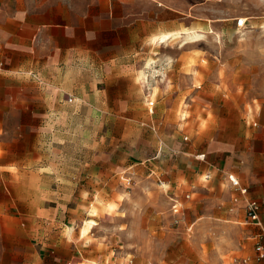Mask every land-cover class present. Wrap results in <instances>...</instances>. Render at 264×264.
<instances>
[{"label": "rangeland", "instance_id": "1", "mask_svg": "<svg viewBox=\"0 0 264 264\" xmlns=\"http://www.w3.org/2000/svg\"><path fill=\"white\" fill-rule=\"evenodd\" d=\"M12 1L8 0V5ZM199 2L201 13L209 15L214 26L192 34L177 33V43L173 37L168 41L171 34L163 42L153 38L151 48L153 55L156 51L163 53L170 69L175 67L176 50L192 51L195 56L185 60V73L196 77L194 87L164 89L169 69L156 70L154 63L146 72L148 60L138 59L135 64L139 84L142 86L144 80L152 82L151 91L145 93L153 94V113L146 102L136 105L145 96L140 99L139 91L128 83L110 89L108 95L109 99L131 95L133 106L129 108L79 106L76 101L69 103L67 95L55 101V95L51 97L57 93L55 89H40L33 80L26 81L31 79L23 74L4 72L11 66L6 63L7 54L0 50V229L6 226L5 220L23 212L32 213L53 203L50 199L57 196L70 198L69 205H77L84 189L78 174L93 162L95 152L103 146L107 162H120L123 148L136 136V128L146 126L157 135L159 148L162 139L174 156L152 158L136 175L130 173V185L124 179L108 188L115 192L113 198L103 194L94 205L90 204V214H98L97 206L112 214L102 216L96 237L116 243L114 249L122 256L123 264L129 260H133L132 264H235L239 256H255V235L260 226L236 214L235 191L229 187L228 176L220 184L214 177L207 180L204 175L200 187L176 191L165 183L168 178L161 173L166 160L171 162L177 154L193 157L189 152L193 145L201 152L216 140L217 132L225 135L220 139L235 143L237 154L230 155L236 159L234 167L239 171L243 167L240 144L249 140L264 156V0ZM64 6L57 5V10ZM238 18L247 19L246 27L237 26ZM196 34L201 36L193 37ZM193 40L197 41L187 43ZM192 66L194 71H189ZM171 73L174 75L173 70ZM99 77L109 78L106 74ZM171 78L181 84L191 82L189 76L179 75L178 71ZM99 86L107 87L109 83ZM71 92L74 96L85 93L79 87ZM162 113L170 115L169 123L165 124ZM33 114L41 116L33 119ZM148 123L156 125V131ZM173 144L184 150L180 147L174 153ZM117 147L118 151L110 154ZM199 156L196 161L205 160ZM250 163L252 178H248L247 185L254 192L260 184L253 177L264 183V163ZM46 170L58 172L70 184L51 186L53 180L41 178ZM244 188L248 193V187ZM189 193L191 198L186 197ZM174 198L184 201L179 213L173 210Z\"/></svg>", "mask_w": 264, "mask_h": 264}, {"label": "crops", "instance_id": "2", "mask_svg": "<svg viewBox=\"0 0 264 264\" xmlns=\"http://www.w3.org/2000/svg\"><path fill=\"white\" fill-rule=\"evenodd\" d=\"M8 4V0H0V50L7 54L6 63L11 66L4 72L23 74L28 77L26 79H31L26 81L33 80L40 89H55L57 93L51 94V97L55 95V101L58 97L59 102L66 99L64 95H67L69 103L76 101L79 106L94 109L133 106L128 94L124 98L121 94L119 98L109 99V90L124 83L139 91L140 99L145 96V100L137 101L136 105L143 106L146 102L150 109L148 100H153V94L145 92L151 91L152 82L144 80L141 86L137 81L138 69L135 64L138 59L148 60L146 72H150L151 68L147 67L154 63H157L156 70H170L169 82L164 89L194 87L196 77L185 73L188 71V61L185 60L195 56L192 51L176 50L173 58L175 67L170 69L164 63L166 57L163 53L156 51L155 55L152 54L153 38L171 34L168 41L173 37L177 43L180 38L175 34H192L204 27L211 28L215 23L209 15L203 16L199 0H13ZM57 5L65 6L57 10ZM194 69L192 66L189 71ZM176 71L179 75L189 76L191 82L181 84L177 79L173 81L171 76H176ZM105 74L109 78H98ZM105 81L109 86L100 87ZM78 87L85 93L74 96L75 93L71 91ZM40 116L33 114L31 117L37 119ZM164 117L165 124L169 123L170 115L162 113ZM222 133L217 132L214 135L216 140L201 152L196 150L194 144V148L189 150L194 158L177 154L175 159L169 160L171 162L166 160L161 173L168 178L165 183L176 188V191L200 187L204 183V175L207 180L214 177V181L220 184L227 180L229 174L241 177L243 186L248 187V193L235 202L238 206L236 214L245 220L247 199L264 203V183L259 177H253V181L260 184L254 192L247 185L248 178H252L249 173L252 167L250 160L256 166L264 163L263 152H259L249 140L240 144L238 153L243 167L239 171L234 167L236 159L230 155L237 154L236 145L227 139H220V136L225 137ZM155 136L146 126L136 128L134 140L127 148H120L123 157L117 163L107 162L101 146L95 152L93 162L78 174L80 186L84 189L76 201L77 205H69L70 198L57 196L50 199L53 203L38 207L32 213L23 212L19 217L5 220L6 226L0 229V264H123L122 256L114 249L116 243L96 237L95 230L102 216L112 214L101 206H97L98 214H90L88 210L100 195L109 193L113 198L115 192L108 188L132 178L130 173L136 175L152 158L162 154L164 157L174 156L169 154V146L162 139L159 148ZM158 137L161 138L160 135ZM240 138L243 140V137ZM173 145L174 153L179 152L181 146ZM118 149H113L110 154ZM197 154H205V160L196 161ZM55 166L59 169L60 165ZM46 171L41 178L53 180L51 186L70 184L58 172ZM229 187L233 191L230 181ZM181 202L184 205V201ZM87 220L96 222L88 231L84 229Z\"/></svg>", "mask_w": 264, "mask_h": 264}, {"label": "built area", "instance_id": "3", "mask_svg": "<svg viewBox=\"0 0 264 264\" xmlns=\"http://www.w3.org/2000/svg\"><path fill=\"white\" fill-rule=\"evenodd\" d=\"M247 25V19L245 18H238L237 19V26L239 28L246 27ZM150 97V96H148ZM150 111L153 113L155 101L152 99L148 100ZM152 130L156 131V125L150 126ZM201 158H205V155L199 156ZM230 185L235 191L234 195V201L239 202L241 200V196L245 195L247 193L246 188H244L243 183L241 180L235 175V174H229L228 175ZM132 178L127 179V183L130 185L132 183ZM187 198H190L191 195L187 194ZM183 209V202H181L180 199L174 198L173 199V210L175 213L181 212ZM246 217L247 222L250 224H254L256 226L261 227V232L257 235H255L256 238H258V242L255 243L256 245V257L251 256H243V258L239 259L235 264H264V243H262V240L264 239V203L257 200V199H247L246 205ZM133 260H129L126 264H132Z\"/></svg>", "mask_w": 264, "mask_h": 264}, {"label": "bare ground", "instance_id": "4", "mask_svg": "<svg viewBox=\"0 0 264 264\" xmlns=\"http://www.w3.org/2000/svg\"><path fill=\"white\" fill-rule=\"evenodd\" d=\"M161 3V2H160ZM167 6V5H166ZM195 34V33H194ZM201 35L200 34H196V35H194L193 37H200ZM169 37V34H164V35H161V36H154V41H160V42H163V41H165V40H167V38ZM192 37V38H193ZM145 74V73H144ZM201 155H205V154H200V156ZM246 220H247V217H246ZM96 222L95 221H93V220H87V222H86V225L84 226V229L85 230H91V227L92 226H94V224H95ZM262 231V230H261ZM259 241V240H258ZM262 243H264V239L262 240ZM257 255V254H256ZM256 257V256H255ZM241 258H243V257H240V258H237L236 259V261H238L239 259H241Z\"/></svg>", "mask_w": 264, "mask_h": 264}]
</instances>
